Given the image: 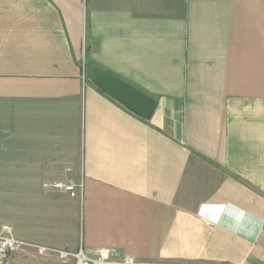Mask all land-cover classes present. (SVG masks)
I'll use <instances>...</instances> for the list:
<instances>
[{
    "label": "crops",
    "instance_id": "1",
    "mask_svg": "<svg viewBox=\"0 0 264 264\" xmlns=\"http://www.w3.org/2000/svg\"><path fill=\"white\" fill-rule=\"evenodd\" d=\"M64 179L81 199L43 186ZM3 225L26 248L264 264V0H0Z\"/></svg>",
    "mask_w": 264,
    "mask_h": 264
},
{
    "label": "built area",
    "instance_id": "2",
    "mask_svg": "<svg viewBox=\"0 0 264 264\" xmlns=\"http://www.w3.org/2000/svg\"><path fill=\"white\" fill-rule=\"evenodd\" d=\"M82 78H85V66L82 65ZM45 190L49 193H65L69 197L83 195V181L64 179L44 182ZM21 244L14 236L11 226L3 225L0 228V264H7L10 253ZM28 245V244H27ZM39 254L55 253L62 261L71 260L72 264H167L152 260H140L128 255H118L111 247H100L91 252L79 248L76 251L58 250L42 245H31Z\"/></svg>",
    "mask_w": 264,
    "mask_h": 264
},
{
    "label": "water",
    "instance_id": "3",
    "mask_svg": "<svg viewBox=\"0 0 264 264\" xmlns=\"http://www.w3.org/2000/svg\"><path fill=\"white\" fill-rule=\"evenodd\" d=\"M86 75L97 87L143 119H149L157 101L121 77L93 63L86 64Z\"/></svg>",
    "mask_w": 264,
    "mask_h": 264
},
{
    "label": "rangeland",
    "instance_id": "4",
    "mask_svg": "<svg viewBox=\"0 0 264 264\" xmlns=\"http://www.w3.org/2000/svg\"><path fill=\"white\" fill-rule=\"evenodd\" d=\"M81 65L86 66V63L83 62ZM19 242L21 244L10 253L7 264H72L71 260L66 262L60 260L55 253L39 254L36 248H26V243Z\"/></svg>",
    "mask_w": 264,
    "mask_h": 264
}]
</instances>
